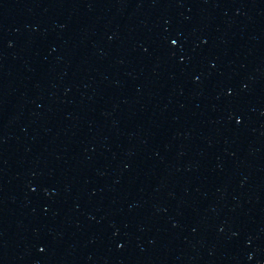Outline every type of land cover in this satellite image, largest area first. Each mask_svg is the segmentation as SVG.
<instances>
[{
	"label": "water",
	"instance_id": "water-1",
	"mask_svg": "<svg viewBox=\"0 0 264 264\" xmlns=\"http://www.w3.org/2000/svg\"><path fill=\"white\" fill-rule=\"evenodd\" d=\"M0 264H264V0H0Z\"/></svg>",
	"mask_w": 264,
	"mask_h": 264
}]
</instances>
